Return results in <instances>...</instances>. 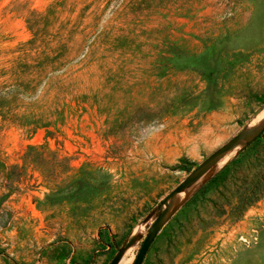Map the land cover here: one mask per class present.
Segmentation results:
<instances>
[{
  "label": "rangeland",
  "instance_id": "rangeland-1",
  "mask_svg": "<svg viewBox=\"0 0 264 264\" xmlns=\"http://www.w3.org/2000/svg\"><path fill=\"white\" fill-rule=\"evenodd\" d=\"M263 108L264 0H0V264H133ZM260 135L142 264H264Z\"/></svg>",
  "mask_w": 264,
  "mask_h": 264
},
{
  "label": "water",
  "instance_id": "water-1",
  "mask_svg": "<svg viewBox=\"0 0 264 264\" xmlns=\"http://www.w3.org/2000/svg\"><path fill=\"white\" fill-rule=\"evenodd\" d=\"M264 131V124L260 129H249L247 130L246 128H244L242 131L238 132L236 135H234L230 141L225 144L224 146H222L220 149H218L217 151H215L211 156H209L198 168H196L192 174L196 171L199 170V168L204 165L205 163H207L209 160H211L213 157H215L216 155H218L219 153H221L222 151L230 148L231 146H233L234 144H236L238 141L243 140L245 138L250 137V139L247 141H252L254 140L259 134H261V132ZM246 142V143H247ZM245 143V144H246ZM192 174L187 177L183 182H181L172 192L171 194L168 196L170 197L171 195H173L175 192L179 191L180 189H182L185 185H187L191 180H192ZM167 197V198H168ZM167 198L163 201V203L166 202ZM162 203V204H163ZM167 211L168 209H162L160 210V212L158 213V215L155 217L153 223L151 224L145 238L143 239L140 248L137 252V255L133 261V264H141L145 254L148 250V248L150 247L151 243L153 242L156 234L158 233L165 217L167 216ZM123 250L119 251L109 262V264H118L119 258H120V254Z\"/></svg>",
  "mask_w": 264,
  "mask_h": 264
},
{
  "label": "bare ground",
  "instance_id": "bare-ground-1",
  "mask_svg": "<svg viewBox=\"0 0 264 264\" xmlns=\"http://www.w3.org/2000/svg\"><path fill=\"white\" fill-rule=\"evenodd\" d=\"M263 123H264V108L255 116V118L249 124V127H247L246 129L247 130L253 129V128L259 129ZM248 138L250 139V137ZM248 138L240 140L236 144L231 146L230 148L222 151L221 153L213 157L211 161L209 160L207 164L205 163L206 164V165L204 164L205 166L202 165L203 167L199 168L198 171L194 172V174L192 175L193 177L192 180L187 185H185L182 189L177 191L175 196H173L174 200L170 203L168 211L173 210L181 201H183V199L189 193H191L203 180H205V178H207L208 175L213 173L219 167L223 166V164L232 156V154L236 151V149H238L245 141L249 140ZM167 208L168 206L166 205V202H165L164 209H167Z\"/></svg>",
  "mask_w": 264,
  "mask_h": 264
},
{
  "label": "trees",
  "instance_id": "trees-1",
  "mask_svg": "<svg viewBox=\"0 0 264 264\" xmlns=\"http://www.w3.org/2000/svg\"><path fill=\"white\" fill-rule=\"evenodd\" d=\"M263 133H264V131L261 133V135H262ZM261 135H260V136H261ZM256 140H257V138H255L254 140H252L250 143L252 144V143H254ZM244 148H245V147H243V149H244ZM243 149H242V150H243ZM147 251H148V250H147ZM145 255H146V254H145ZM141 264H142V263H141Z\"/></svg>",
  "mask_w": 264,
  "mask_h": 264
}]
</instances>
